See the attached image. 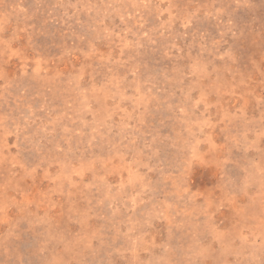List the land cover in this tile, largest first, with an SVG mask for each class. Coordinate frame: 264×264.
Listing matches in <instances>:
<instances>
[{"label":"rangeland","instance_id":"obj_1","mask_svg":"<svg viewBox=\"0 0 264 264\" xmlns=\"http://www.w3.org/2000/svg\"><path fill=\"white\" fill-rule=\"evenodd\" d=\"M0 264H264V0H0Z\"/></svg>","mask_w":264,"mask_h":264}]
</instances>
